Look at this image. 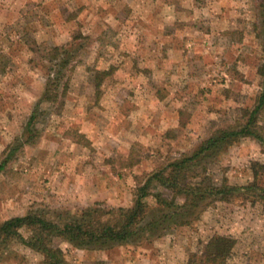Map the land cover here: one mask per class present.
Returning <instances> with one entry per match:
<instances>
[{
    "label": "rangeland",
    "instance_id": "rangeland-1",
    "mask_svg": "<svg viewBox=\"0 0 264 264\" xmlns=\"http://www.w3.org/2000/svg\"><path fill=\"white\" fill-rule=\"evenodd\" d=\"M260 1L0 0V164L40 97L47 50L78 46L64 97L42 105L34 141L0 172V223L36 208L128 207L136 176L235 124L262 90L252 32ZM258 125L264 130V111ZM255 163L264 184V153L242 138L210 173L217 184L247 185ZM214 235L236 241L225 264H264V212L239 200L214 202L190 226L149 244L57 245L71 264H188ZM6 253L0 264L43 262L17 243Z\"/></svg>",
    "mask_w": 264,
    "mask_h": 264
},
{
    "label": "trees",
    "instance_id": "trees-1",
    "mask_svg": "<svg viewBox=\"0 0 264 264\" xmlns=\"http://www.w3.org/2000/svg\"><path fill=\"white\" fill-rule=\"evenodd\" d=\"M252 25L254 38L261 48V60L257 74L261 77V92L253 108L242 109L235 124L218 128L202 141L191 153L182 154L149 173L136 176V187L128 207H109L94 203L78 209L74 214L45 209H31L24 216H16L0 223V263L8 256L12 243L20 244L43 257L42 264H71L57 242H65L80 250H110L118 246H140L161 238L168 231L190 226L214 202L231 203L236 200L258 204L264 212V184L257 180L259 168L252 167L253 181L247 185H231L226 179L214 182L210 168L222 155L242 138L257 142L264 153V130L258 125V117L264 111V2L260 1ZM78 46L73 42L47 50L40 67L45 77L39 99L33 106L24 126L22 137L14 146L7 147L6 157L0 164V172L18 150L32 143L35 124L39 122L42 105L59 103L68 88L67 71L76 58ZM6 64L0 62V72ZM104 76V72L98 73ZM101 77L95 87H100ZM7 152V153H6ZM263 169L264 166H261ZM157 190V191H156ZM171 196L167 197L164 192ZM181 198L182 202H178ZM29 232L24 237L21 231ZM231 236H212L203 246L197 262L188 264H225L234 247Z\"/></svg>",
    "mask_w": 264,
    "mask_h": 264
}]
</instances>
